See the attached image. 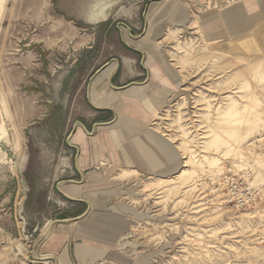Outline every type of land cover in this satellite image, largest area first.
<instances>
[{"label": "rangeland", "instance_id": "374dc122", "mask_svg": "<svg viewBox=\"0 0 264 264\" xmlns=\"http://www.w3.org/2000/svg\"><path fill=\"white\" fill-rule=\"evenodd\" d=\"M242 1L0 0V264H41L45 225L83 209L56 192L55 172L74 160L70 136L87 121L85 78L120 52V38L145 44L124 56L144 63L150 43L170 69L171 99L149 128L179 156L169 176L124 171L112 198L88 200L126 213L123 264H264V207L231 210L209 180L248 161L264 181V160L246 147L264 133V20L216 42L203 29Z\"/></svg>", "mask_w": 264, "mask_h": 264}, {"label": "crops", "instance_id": "0c3cea01", "mask_svg": "<svg viewBox=\"0 0 264 264\" xmlns=\"http://www.w3.org/2000/svg\"><path fill=\"white\" fill-rule=\"evenodd\" d=\"M263 20L264 0H243L229 7L221 18L207 20L203 29L207 40L216 42L245 36ZM128 41L130 44L120 38V52L108 63L91 69L85 78L90 110H85L83 117L87 121L72 130L69 147L75 152L74 160L55 172L56 192L83 209L52 227L39 245L41 264L128 262L126 235L130 225L123 208L111 206L108 211H96L88 200L97 193L101 198H106V193L112 198L114 193L109 190L115 189V181L124 171L131 172L128 177L135 179L169 176L179 167L178 152L149 128L171 99L170 69L161 61L155 62L157 51L150 43L147 47L153 50L142 56L144 63L139 55L124 56V49L140 53L131 48L132 44L145 45L131 38ZM38 64L32 62L30 70L37 71ZM47 227L48 223L42 236Z\"/></svg>", "mask_w": 264, "mask_h": 264}, {"label": "built area", "instance_id": "2783aa9c", "mask_svg": "<svg viewBox=\"0 0 264 264\" xmlns=\"http://www.w3.org/2000/svg\"><path fill=\"white\" fill-rule=\"evenodd\" d=\"M246 147L257 160H264V133L252 138ZM240 164L237 168L210 174L214 192L221 195L223 202L234 211L264 207V181L256 182L251 162Z\"/></svg>", "mask_w": 264, "mask_h": 264}, {"label": "bare ground", "instance_id": "6f19581e", "mask_svg": "<svg viewBox=\"0 0 264 264\" xmlns=\"http://www.w3.org/2000/svg\"><path fill=\"white\" fill-rule=\"evenodd\" d=\"M242 123V122H241ZM239 125V124H238ZM251 125V124H250ZM232 129V128H231ZM229 130V129H228ZM213 133V132H212ZM220 133V132H219ZM219 133H214L215 135H217V134H219ZM246 133V132H245ZM244 133V134H245ZM226 134V133H225ZM221 135H223V134H221ZM241 137V136H240ZM238 138V140L236 141V143H237V145H238V143H239V141H241V138ZM236 150H237V147L235 148ZM231 156H233V157H237V158H241V157H244L245 156V154H243V153H239V152H236V153H231ZM185 163H187V162H185ZM188 172V171H187ZM186 171H183V172H181L182 174H180V176H182L183 174H186L187 173ZM189 175V174H188ZM166 181H171V179L169 180H163V179H159V182H166ZM257 213V212H256ZM259 213V212H258ZM65 222V221H64ZM68 222V221H67ZM51 225V224H50ZM50 225L46 228V230H45V232H44V234H43V236H42V238H43V240L45 239V237L50 233V230H51V228H52V226L50 227ZM42 240V239H41ZM42 242V241H41ZM40 242V243H41ZM37 248H38V246H37ZM35 249V248H34ZM35 252V251H34ZM34 260H38V262H41L40 261V258L38 257V256H36L35 258H34ZM35 261V262H36Z\"/></svg>", "mask_w": 264, "mask_h": 264}]
</instances>
